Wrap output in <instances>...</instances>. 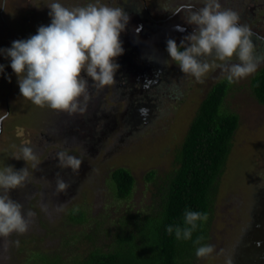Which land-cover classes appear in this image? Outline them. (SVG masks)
Wrapping results in <instances>:
<instances>
[{
	"label": "rangeland",
	"instance_id": "374dc122",
	"mask_svg": "<svg viewBox=\"0 0 264 264\" xmlns=\"http://www.w3.org/2000/svg\"><path fill=\"white\" fill-rule=\"evenodd\" d=\"M53 2L68 8L94 3L124 9L130 20L120 39L130 42L132 34L155 32V65L133 79L117 57L114 82L98 88L89 79V99L85 103L81 98L85 110L70 114L21 97L11 60L0 52V169L27 168V181L10 196L32 214L26 216V233L0 236V264H71L93 249H111L123 218L131 222L154 212L156 188L175 167V154L201 100L214 83L227 81L212 69L198 83L181 72L166 50L168 39L179 46L194 30L183 6L192 4L195 11L204 0H0V50L49 25L47 6ZM219 3L239 14V22L251 30L255 55L264 57V0ZM263 69L261 62L247 78L227 81L218 110L236 114L237 126L204 222L207 236L201 246L211 245L214 251L205 258L195 252L194 264H264V104L250 87L251 77ZM141 79L148 81H133ZM25 147L35 160L24 161ZM62 151L83 161L77 173L58 166ZM118 167L133 177L123 199L114 196L110 181V171ZM148 171L151 179L145 177ZM58 178L70 187L58 192ZM73 210L83 219L75 220Z\"/></svg>",
	"mask_w": 264,
	"mask_h": 264
},
{
	"label": "clouds",
	"instance_id": "9594fccd",
	"mask_svg": "<svg viewBox=\"0 0 264 264\" xmlns=\"http://www.w3.org/2000/svg\"><path fill=\"white\" fill-rule=\"evenodd\" d=\"M183 7L189 13L187 24L194 25V30L179 46L175 40L168 39L166 50L184 75L203 83L210 70L219 69L229 83H234L255 73L264 62V57L255 55L251 30L239 22L237 12L222 9L219 0H204L203 7L195 11L192 4ZM47 8L50 9L49 25L40 26L35 35L13 41L9 49L0 52L11 60L21 97L39 107L70 114L83 112L81 98L85 103L89 99V79L98 88L115 80L119 68L116 58L124 51L120 36L130 17L124 9L104 4L68 8L53 2ZM234 58L238 62H233ZM208 59L213 62L209 63ZM3 71L4 66L0 65V73ZM22 153L24 161L36 159L30 148H23ZM57 159L59 167L71 169L74 174L83 162L66 151L57 153ZM28 177L26 167L19 171L11 166L0 169V236L24 234L28 230L26 216L32 214H25L23 205L10 196ZM56 184L58 192L70 187L62 178ZM207 219L206 214L186 210L185 226L175 229L169 226L167 232L174 231L177 240H189L197 229V222ZM202 239L198 238L195 243L199 244ZM213 251L211 245L200 246L196 256L205 258Z\"/></svg>",
	"mask_w": 264,
	"mask_h": 264
},
{
	"label": "trees",
	"instance_id": "16d2710c",
	"mask_svg": "<svg viewBox=\"0 0 264 264\" xmlns=\"http://www.w3.org/2000/svg\"><path fill=\"white\" fill-rule=\"evenodd\" d=\"M227 86L224 80L214 83L201 100L175 154V167L156 188L154 212L131 222L130 217L123 218L111 249H93L71 264H194L193 254L207 236L205 221L197 222L189 240H177L175 232L169 234L167 228H183L186 210L206 215L210 210L215 181L237 126L236 114L218 110ZM250 87L256 101L264 104V69L251 77ZM145 177L151 179L153 172ZM110 181L117 199L130 194L133 177L127 169L111 170ZM73 212L75 220L83 219L80 212ZM200 237L203 239L196 244Z\"/></svg>",
	"mask_w": 264,
	"mask_h": 264
},
{
	"label": "flooded vegetation",
	"instance_id": "af4514ba",
	"mask_svg": "<svg viewBox=\"0 0 264 264\" xmlns=\"http://www.w3.org/2000/svg\"><path fill=\"white\" fill-rule=\"evenodd\" d=\"M122 36H126V35H122ZM157 36L158 35H156L154 32V33L148 34L147 37H146L145 33H143L141 35L140 34H136V35L132 34L131 38H133V40H131L130 42H124V41H122L123 39H120L121 43H122V47L124 49L123 54H126L125 55L126 61L123 60V54L121 55L122 57L119 56L120 64L123 67L129 66L127 68V72H126L127 77H128L127 73H129V74H131L133 79H135L137 75H143V74L147 73L146 72L147 69H145V68H149V69L153 68L152 65H155V58H156V53H157L156 48L153 44H154V42H158L157 40L159 37H157ZM148 37H150V39H148ZM149 58L151 60L146 61ZM151 72H152V70H151ZM124 73H125V71H124ZM133 81L141 85L148 80L147 79H141L138 81H136V80H133ZM129 84H131V83H129ZM261 209H262V211L260 213H263V215H264V205L262 206ZM263 254H262V256H263Z\"/></svg>",
	"mask_w": 264,
	"mask_h": 264
}]
</instances>
